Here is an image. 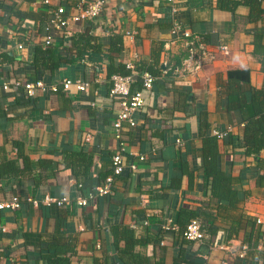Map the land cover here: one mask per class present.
<instances>
[{
  "label": "crops",
  "instance_id": "1",
  "mask_svg": "<svg viewBox=\"0 0 264 264\" xmlns=\"http://www.w3.org/2000/svg\"><path fill=\"white\" fill-rule=\"evenodd\" d=\"M44 1L0 0V204L20 202L0 210V264H264V150L245 154V123L228 109V94L220 87L230 71L248 70L251 82H242V91L264 90L261 56L254 53L264 15L249 22L248 6L222 8L219 0H176L175 13L168 0H108L100 17L71 23L46 46L52 10L64 6L76 14L79 0ZM175 21L214 56L202 60L195 74L175 71L187 60L194 63L192 45L172 34ZM86 30L95 38L80 48V57L72 42ZM116 35L123 38L121 53L114 50L120 44L111 42ZM221 44L229 47L227 55L216 49ZM38 47L58 49L74 61L46 67L47 59L37 61ZM129 59L141 71L154 66L158 79L135 114L137 126L123 124L127 166L116 176L114 123L121 104L110 90L112 76ZM65 80L90 86L64 90ZM37 81L48 89L23 99L24 84ZM141 86L139 79L132 91ZM229 127L235 145L219 142L220 166L238 199L221 203L211 195L203 141L213 129ZM133 163L135 171L129 168ZM110 175L112 194L95 196L87 206L77 203ZM48 197L71 202L59 205ZM185 211L201 220L204 240L184 237L181 226L191 219ZM169 218L178 230H165ZM146 219L150 225L141 234L131 228Z\"/></svg>",
  "mask_w": 264,
  "mask_h": 264
},
{
  "label": "built area",
  "instance_id": "2",
  "mask_svg": "<svg viewBox=\"0 0 264 264\" xmlns=\"http://www.w3.org/2000/svg\"><path fill=\"white\" fill-rule=\"evenodd\" d=\"M46 4L50 3V0L44 1ZM108 0H79L77 4L78 13L69 15L64 6H59L56 9L52 10V13L48 19V29L51 30V33L46 37L45 45H52L54 40L53 33H64L70 26L71 23H83L86 21H93L100 17L102 13L105 11ZM169 3L173 4L174 13L178 11V7L176 6V0H168ZM135 33H127L129 37H133ZM172 34L176 37V39H180L186 41L188 46L192 45L191 48V60L194 59L193 64H189L187 60L186 67H178L175 69L178 75L195 74L202 69V60L213 59L214 56L211 54L206 45L200 42L198 36L194 35L190 30L183 28L182 25L175 21L174 27L172 30ZM22 48V46H20ZM223 54L229 53V47L227 45H218L216 48ZM127 69L130 71V74L120 75L115 74L112 76V87L110 90V95L112 98H115L120 101L121 109L118 112L116 121L114 123L115 129V137L119 140L118 148L113 155V173L118 176L121 175L125 168V143L122 138V129L123 124L128 123L131 127H136L137 123L135 120V114L140 109L144 108L147 104L146 94L153 93L154 83L158 79L157 76L151 74L150 72L140 73L138 71L137 62L133 59H129L126 62ZM139 79L142 80V86L140 89L136 91H132V87L134 83H136ZM73 86H75L79 91H85L90 86V83L82 81V80H65L63 83L64 90H70ZM4 88L8 89L9 84H4ZM48 87L42 82H29L25 85V91L27 96L32 98L34 97L38 91L43 90L46 91ZM55 91H58V87H54ZM233 131L232 127H229L226 130H218L213 129V135L218 138H224L228 134H231ZM178 146L183 145V141L178 139ZM141 160H144L145 157L141 156ZM132 171L137 170V165L135 163L129 166ZM114 175L108 176L104 183L98 185L94 188V190L88 195V197H78L77 203L80 206H87L88 200L95 196H107L113 193L115 177ZM82 186L81 184L79 185ZM50 203H57L59 205H68L71 200L68 197L63 199H54L48 197L47 199ZM146 201V200H145ZM20 207V202L18 198H15L12 202L2 203L0 204V210L5 208L15 209ZM150 225V219H146L142 224L132 223L131 228L138 234H141L147 227ZM165 230H178L179 227L177 223L169 218ZM2 228L0 227V230ZM184 237L189 241H202L206 237L205 232L203 231L202 222L200 219H193L187 226L184 231ZM162 244H165L162 241ZM218 247L217 245H213L212 248ZM224 248L225 246H221ZM248 251V246L244 245L240 255L242 257L246 256Z\"/></svg>",
  "mask_w": 264,
  "mask_h": 264
},
{
  "label": "trees",
  "instance_id": "3",
  "mask_svg": "<svg viewBox=\"0 0 264 264\" xmlns=\"http://www.w3.org/2000/svg\"><path fill=\"white\" fill-rule=\"evenodd\" d=\"M263 1L264 0H219V5L224 8L226 4L231 3L233 5L231 8L234 10L240 4H244L250 8L248 21L257 22L264 15V9L262 7ZM94 38L95 37L91 35L88 30H86L85 32L80 33L78 37L73 39L72 43L79 49L80 57H82V50H80V48L87 47L85 46L87 43L88 45H90L91 41ZM111 42H113V44H120V47L114 50L121 53L123 49L122 36H114ZM254 48V53L261 56L262 67L264 70V33H255ZM94 49L100 52L101 48L99 46H96ZM67 51L69 52L71 50ZM35 52L37 61L41 58L47 59L48 62L44 65L50 68L58 67L61 61L64 60L69 62L74 61V59L70 58L64 59L62 51H59L58 49H54L52 47H47L46 49L38 47L36 48ZM155 66L156 68H160L157 62ZM154 68V66H149L147 70L142 71L140 68H138V71L140 73L150 72L151 74L156 76V71L154 70ZM116 74L127 75L130 74V71L127 69V66L124 65V70L121 73ZM244 81L248 83L251 82L250 72L248 70L230 71L228 81L220 84V87L228 94V109L240 114L242 120L245 123V131L241 145L242 149H245L246 155L255 156L259 155L261 151L264 150V90L253 88L251 90V94L247 95V93L243 92L241 89V83ZM25 85L26 84H24L22 88L25 89ZM24 89H22L21 91V96L23 97V99L28 98L27 93ZM202 122L203 125H205L207 128L209 127L206 113L203 115ZM220 141L235 145V137L232 134H228L224 138H218L217 136L208 133L204 137L203 158L205 174L210 181V190L212 197H214L218 202L221 203L222 201L233 203L238 199V193L232 189L231 177L227 176L221 169L219 153ZM75 174L79 175L78 173ZM262 178L264 179V175ZM185 215L188 217L190 216L191 219L185 226H181L184 231L187 228L188 224L196 218V214H189V211H185ZM48 259L51 262L50 258ZM62 264H67V262L63 261Z\"/></svg>",
  "mask_w": 264,
  "mask_h": 264
}]
</instances>
